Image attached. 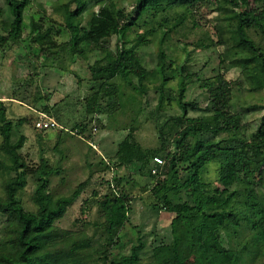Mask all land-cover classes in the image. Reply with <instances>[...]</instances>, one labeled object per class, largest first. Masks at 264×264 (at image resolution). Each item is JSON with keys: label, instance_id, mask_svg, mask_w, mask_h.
<instances>
[{"label": "trees", "instance_id": "16d2710c", "mask_svg": "<svg viewBox=\"0 0 264 264\" xmlns=\"http://www.w3.org/2000/svg\"><path fill=\"white\" fill-rule=\"evenodd\" d=\"M30 4L0 0L1 58L24 42ZM56 10L63 24L45 9L29 19L27 59L34 57L37 70L29 72L28 61L10 101L49 115L72 97L77 104L82 91L83 119L71 126V133L81 135L89 117L99 123V117L116 119L126 110L139 116L148 109L143 82L150 77L155 103L148 120L155 122L159 145L144 150L132 127L117 144L113 162L105 164L100 177L105 192L83 198L86 180L70 194L55 197L52 178L59 176V164L44 158L28 163L22 154L27 119L8 118L0 100V154L8 159L0 162V264H140L145 259L189 264L193 258L199 264H264V114L249 132L244 113L234 105L235 91L264 95V0H58ZM207 26L220 48L211 76L204 74L209 62L202 68L194 64L197 49L189 41V35ZM147 49H154L152 71L142 62ZM79 63L87 71L85 79L75 69ZM231 71L238 73L233 82L226 78ZM49 73L57 84L64 76L75 84L59 104H50L56 85L45 84ZM173 106L179 114L160 126L161 115ZM258 108L264 110V101L250 109ZM31 123L34 128V119ZM57 131L54 151L64 132ZM155 156L164 161L158 176L151 173ZM210 163L217 165L216 184L204 180ZM121 168L157 178L140 192L148 194V207L170 216L166 235L136 231L124 242L131 209L116 172ZM168 174L176 178L172 199L165 190ZM29 184L26 206L23 194ZM79 201L81 220L72 229L62 227ZM147 235L155 239L149 242Z\"/></svg>", "mask_w": 264, "mask_h": 264}, {"label": "rangeland", "instance_id": "374dc122", "mask_svg": "<svg viewBox=\"0 0 264 264\" xmlns=\"http://www.w3.org/2000/svg\"><path fill=\"white\" fill-rule=\"evenodd\" d=\"M58 0H31L29 9L26 12L25 22L26 29L24 30V42L16 44L11 48L5 50L3 58L0 57V100L6 104L8 118L12 120L27 119L26 123L22 126V132L26 137V144L22 151L23 156L29 164H38L40 158L48 160L50 164L57 163L61 168L59 176L52 178V193L53 196H65L72 192L76 186L86 180H89L86 186L83 198H92V192H99L102 194L105 192L102 181L100 180L101 174H103L105 164L113 162V158L116 152L117 144L127 135L130 128L136 129L135 136L140 146L151 152L155 150L159 143L156 139L155 122L148 120L149 109L154 106L155 95L153 94L154 86L150 77L147 81L143 82V87L146 93L149 95L150 107L144 109L145 111L136 116L134 112L126 110L125 113L119 115L116 119L108 120L106 117H99L100 122H97L95 117H89L85 121L86 129L81 135L71 133V126L77 121L83 119L81 98H84L82 91H80V101L76 103V100L72 97L70 101L65 104L59 105L55 111L50 112L59 126L63 129V134L56 151L54 147L58 140V131H45L38 132L34 130L31 120L35 119L36 114L29 109L31 105H22L18 102L10 101V93L15 83H18L24 77L23 67L28 68L29 72H36L34 70V57L31 56L28 60V48H27V36H28V23L31 17L38 18L43 10H46V14L54 21L63 24L61 15L57 13ZM206 12V11H203ZM214 14L208 16V19H212ZM87 19V17H86ZM130 39L133 38V34H130ZM215 37L211 27L200 28L196 30L192 35H189V41L194 44L197 49L194 51V64L198 68H202L204 64L209 62L210 66L204 73L207 76L213 75L211 69H215L216 65L213 63L215 54L220 51V48L214 46ZM154 49H147L142 56L143 65L152 71L151 56ZM212 58V59H211ZM215 62V61H214ZM81 64L75 66L78 75L85 79L88 77L87 71L81 68ZM238 77V73L231 71L226 75L229 81H235ZM56 75L49 73L47 75V81L45 84L56 85L54 87L55 93L51 97L50 104H59L67 94H70L75 90V84L71 77L64 76L60 79V83H55ZM46 91H41V96L45 95ZM85 95V94H84ZM126 95H124V99ZM264 101V95L261 93H247L237 94L235 91L234 105L235 108L244 113L243 123L249 129V132L253 131L259 123L260 118L264 114L263 109L251 110V105H262ZM174 107V106H173ZM58 113V114H57ZM179 114V111L174 107L168 113L161 115L160 126L165 123V120L171 116ZM59 115V119L57 118ZM198 115V114H197ZM70 119V121H67ZM148 120V121H147ZM207 121L208 118L206 117ZM68 122V123H67ZM64 127V128H63ZM1 142V137H0ZM93 143L97 149L94 151L90 146ZM0 162H8V159L0 154ZM152 168V162H150V169ZM164 168L158 176L162 173ZM117 175L120 179V185L129 193V222L126 226L124 233L126 242L127 238L131 239L136 231L145 232L147 234L156 233L158 237L167 234L169 226L170 216L164 212L158 213L148 207L147 197L148 194H142L140 188L142 186H148V190L155 183V179H150L147 175V171L144 175H134L124 169H117ZM131 174V175H130ZM130 176H133V180H130ZM3 175L0 172V180ZM168 181L166 191L170 193V188L174 184L176 178L171 174H168ZM180 177V175H179ZM180 181L184 180L179 178ZM217 179V165L210 163L206 167L204 174V180L211 184H216ZM32 193V186L29 184L23 194V201L26 206H30L29 197ZM171 199L173 196L169 195ZM177 197V195H175ZM175 197V198H176ZM82 201H79L68 212L65 220L62 223V227L72 229L74 228V221L82 218L79 213V208ZM81 220V219H80ZM95 233L98 229L94 230ZM127 235V236H126ZM148 241L151 242L155 239V236L147 235ZM149 260H142L140 264H149ZM189 264H199L196 258L190 259Z\"/></svg>", "mask_w": 264, "mask_h": 264}, {"label": "built area", "instance_id": "2783aa9c", "mask_svg": "<svg viewBox=\"0 0 264 264\" xmlns=\"http://www.w3.org/2000/svg\"><path fill=\"white\" fill-rule=\"evenodd\" d=\"M33 112L36 114V117L34 119V128L36 131L45 132V131H57L59 129H62L52 116L44 113H37L35 111ZM90 146L94 151H97L93 143H90ZM163 166H164L163 159L159 156H155L153 158V168L151 171L152 175L159 174Z\"/></svg>", "mask_w": 264, "mask_h": 264}]
</instances>
